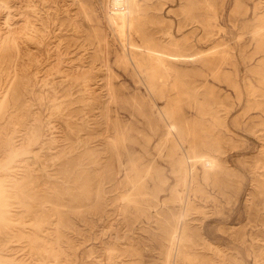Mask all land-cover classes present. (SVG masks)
Listing matches in <instances>:
<instances>
[{
	"label": "rangeland",
	"instance_id": "1",
	"mask_svg": "<svg viewBox=\"0 0 264 264\" xmlns=\"http://www.w3.org/2000/svg\"><path fill=\"white\" fill-rule=\"evenodd\" d=\"M126 6L0 0V264H264V0Z\"/></svg>",
	"mask_w": 264,
	"mask_h": 264
},
{
	"label": "bare ground",
	"instance_id": "2",
	"mask_svg": "<svg viewBox=\"0 0 264 264\" xmlns=\"http://www.w3.org/2000/svg\"><path fill=\"white\" fill-rule=\"evenodd\" d=\"M128 1L129 0H110V5L112 6V8L113 9H115V10H119L123 15L122 16H124L125 15V10H129V6L127 7L126 5H127V3H128ZM133 8V7H132ZM139 10V9H138ZM139 12V11H138ZM146 12V11H145ZM133 13V12H132ZM133 17V16H132ZM133 23V22H132ZM141 25V24H140ZM123 28V27H122ZM140 28V27H139ZM137 29V28H136ZM135 29V30H136ZM134 30V29H133ZM134 30V31H135ZM136 32V31H135ZM149 37H151V36H149ZM97 38V37H96ZM143 42V41H142ZM176 47V46H175ZM150 56V55H149ZM154 60V59H153ZM162 63V62H161ZM117 67H119V66H117ZM165 69V68H164ZM114 74V73H113ZM178 94V93H177ZM114 95V94H113ZM195 102V101H194ZM1 107V106H0ZM151 128V127H150ZM115 134H116V132H115ZM168 135V134H167ZM115 136V135H114ZM194 139V138H193ZM115 141V140H114ZM124 141V140H123ZM113 142V141H112ZM125 142V141H124ZM123 142V143H124ZM160 143V142H159ZM115 144V143H114ZM158 147V146H157ZM118 151V150H117ZM191 171V170H190ZM147 174H148V172H147ZM139 175V174H138ZM137 175V176H138ZM140 176V175H139ZM138 176V177H139ZM141 179V178H140ZM136 180H138V179H136ZM143 180H144V178H143ZM142 180V181H143ZM134 182V181H133ZM138 182H139V180H138ZM140 183H141V181H140ZM143 183V182H142ZM142 185V184H141ZM135 187V186H134ZM133 187V188H134ZM133 197V196H132Z\"/></svg>",
	"mask_w": 264,
	"mask_h": 264
}]
</instances>
